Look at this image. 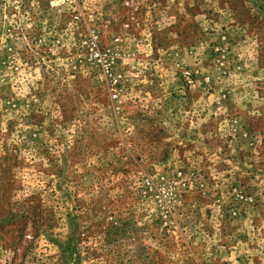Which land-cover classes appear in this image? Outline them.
Masks as SVG:
<instances>
[{"label": "rangeland", "instance_id": "1", "mask_svg": "<svg viewBox=\"0 0 264 264\" xmlns=\"http://www.w3.org/2000/svg\"><path fill=\"white\" fill-rule=\"evenodd\" d=\"M0 264H264V0H0Z\"/></svg>", "mask_w": 264, "mask_h": 264}]
</instances>
